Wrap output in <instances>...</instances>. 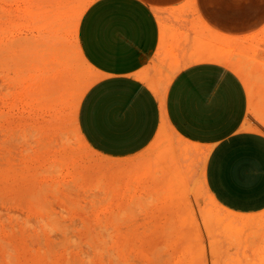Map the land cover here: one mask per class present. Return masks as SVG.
<instances>
[{
    "label": "crops",
    "instance_id": "0c3cea01",
    "mask_svg": "<svg viewBox=\"0 0 264 264\" xmlns=\"http://www.w3.org/2000/svg\"><path fill=\"white\" fill-rule=\"evenodd\" d=\"M263 28L264 0H91L76 31L95 75L77 109L83 139L114 165L161 154L230 217L248 216L223 244L228 264H264V132L246 127V87L205 30L252 41Z\"/></svg>",
    "mask_w": 264,
    "mask_h": 264
},
{
    "label": "rangeland",
    "instance_id": "374dc122",
    "mask_svg": "<svg viewBox=\"0 0 264 264\" xmlns=\"http://www.w3.org/2000/svg\"><path fill=\"white\" fill-rule=\"evenodd\" d=\"M27 1L0 0V264H74L73 261L76 264H228L224 259L227 250L223 244H232L233 240L238 239L242 235L241 230L244 232V226L250 224L248 220L238 222V219L230 217L211 202L201 185L189 184L187 175L180 169L164 168L158 159L161 154L150 153L114 165L97 155L89 146L73 149V138L69 133L59 134L44 121L40 113L41 96L37 77L29 80L27 95H21L23 82H18L20 67L24 68L20 65L21 50L25 48L27 53L31 76L42 65L37 19L26 14ZM205 32L209 37L208 50L218 51L234 63V69L248 90L247 94L249 92L250 108L245 119L246 127L264 132L261 128L252 127L256 123L255 113L264 110V28L262 37L252 41L247 33L234 37L213 33L211 29ZM70 106L68 103L64 109L66 126L71 116ZM73 123L76 124V118ZM168 139L164 137L166 143ZM49 165L54 170H50V174L45 173ZM42 167L46 169H40ZM42 170L44 173H40ZM36 171L39 173L36 174ZM40 183L47 185L42 186ZM71 185L74 190L69 187L73 191L68 196L69 189L66 187ZM40 186L48 190L54 188L46 191ZM58 195L66 198L64 200L69 205ZM41 203L48 210L42 208ZM37 205H40L38 209L34 207ZM52 212L56 213V217L53 215L49 218ZM112 213L113 216L118 215L111 218ZM62 214H65L64 217ZM118 217V220H114ZM217 217H222L223 222L220 223ZM52 218L56 219V223L60 222V229ZM39 219H43V222ZM41 223L51 229L42 228ZM65 224L69 230L65 229ZM62 231L74 241H69L70 238L68 242L65 241ZM69 231L71 234H68ZM98 232L103 237L107 235V238H101ZM87 235L91 237L90 240L87 238L89 241L94 240L91 245H98L96 237L97 240L103 239L104 243L110 239L106 243L108 245L99 242V245L103 244L107 248H103L106 253L101 252L103 246L94 247L88 240L85 241ZM61 238L64 240L63 246L59 245ZM80 242H84V245H80ZM72 243H75L76 248L73 249ZM76 244H79L78 247ZM85 244L97 248L100 254ZM81 246L88 250L84 249V254L88 255L90 249V255L93 256L94 252L96 256L91 258L88 255L89 260H86L80 253L81 249L83 251ZM109 249L113 252L111 255Z\"/></svg>",
    "mask_w": 264,
    "mask_h": 264
},
{
    "label": "bare ground",
    "instance_id": "6f19581e",
    "mask_svg": "<svg viewBox=\"0 0 264 264\" xmlns=\"http://www.w3.org/2000/svg\"><path fill=\"white\" fill-rule=\"evenodd\" d=\"M91 0H75V1H72V0H28L26 6H25V11H26V14H29L30 17H34L37 19L36 23H37V29L38 30V36H39V43L38 45L41 46V56H42V65L40 67V69L38 70L37 69V72L35 74H32L31 76V73L29 72H32V71H28V67H29V60H28V56H27V53L25 51V48L24 50L22 49V62L20 65H22V67L24 68H21L20 67V72H21V75L20 77L18 78V82L19 84L22 83L23 85L21 86V95L22 96H26L27 92L26 90H28L29 86H30V83H29V80H33L35 79V77L38 78L37 82H39V93H40V96H41V114L43 115V118H44V121L46 123H48L49 126H51L52 129L56 130L59 132V134H65V133H69L71 135V137L73 138V142H71L72 144L74 143V146L72 145V148L73 149H84L86 147H88L87 143L85 142V140L83 139L82 135L80 134L79 130H78V126L77 124H74L73 121L74 119L76 118V112H77V108H78V104L80 103V100L84 94V92L86 91V88L89 87L90 85V82L92 81V77L94 76L93 74V68L85 61V59L83 58L79 48H78V45L76 44V31H77V27H78V23H79V20H80V17L82 15V13L84 12L87 4L90 2ZM19 50V49H18ZM257 50V49H256ZM39 52V51H38ZM257 54V52H255ZM21 56V55H20ZM37 56V55H36ZM223 54H214L212 57L213 58H216L217 60H224L223 58ZM31 60H34V58H32ZM37 60V59H36ZM35 60V61H36ZM252 60V59H251ZM254 61V59L252 60ZM39 64V63H38ZM19 66V65H18ZM35 70V69H34ZM25 71V72H24ZM18 74V73H17ZM31 77V78H30ZM36 78V79H37ZM16 81V80H15ZM248 83V82H247ZM246 84V83H245ZM34 87V85H33ZM15 91V89H14ZM248 91V90H247ZM29 92V91H28ZM17 93V91H16ZM30 93V92H29ZM249 94V92H248ZM251 94V93H250ZM14 95H16L14 93ZM13 95L14 98H16L15 96ZM19 96V92H18V96L21 98L22 96ZM17 99V98H16ZM17 102V101H16ZM20 102V101H19ZM18 102V103H19ZM70 103V107H71V116L69 118V125L66 126L65 124V115H64V109L66 110V106L67 104ZM254 112V111H253ZM256 116H255V121L256 123L254 122V124H252V127L254 128H261L262 130H264V110H261V111H257V113H255ZM78 115V113H77ZM43 120V119H42ZM67 123V122H66ZM51 124V125H50ZM65 124V125H64ZM166 126V123L164 121V119L162 120V129L163 127ZM168 126V125H167ZM170 127V126H169ZM26 129V128H25ZM49 129V128H48ZM57 132V133H58ZM173 132V131H172ZM21 133V132H20ZM25 133V132H24ZM174 133V132H173ZM22 134V133H21ZM61 135V136H62ZM23 136H25L23 134ZM67 137H70V136H67ZM26 140V139H25ZM27 145V143H24ZM26 147V146H25ZM28 147V146H27ZM30 148H26V150H28ZM25 150V149H24ZM26 152V151H25ZM30 152V151H29ZM74 156V155H73ZM70 160V159H69ZM77 160V159H76ZM49 161V160H48ZM75 161V160H74ZM81 161V160H80ZM49 163V162H48ZM45 164V163H44ZM51 164V163H49ZM53 164V162H52ZM74 164V163H73ZM36 165V164H35ZM55 165V164H53ZM56 166V165H55ZM54 166V169L56 168ZM58 166V165H57ZM74 166V165H73ZM72 166V167H73ZM76 166V165H75ZM59 167V166H58ZM40 169H46V168H40ZM39 169V171H40ZM47 169H49V171L47 172ZM45 170V173H51V171H54L51 169V165H49V168H47ZM44 170H42L43 172H40V173H44ZM81 170V169H80ZM39 173L38 171H36V174ZM56 173H57V170H56ZM55 173V174H56ZM59 174V172H58ZM57 174V175H58ZM56 175V176H57ZM46 177V176H45ZM74 178V177H73ZM42 179V178H41ZM45 179V178H43ZM47 179V177H46ZM52 180V178H51ZM44 183V182H42ZM56 183V182H55ZM59 183V182H57ZM41 184V183H40ZM48 184V182H47ZM47 184L43 185L41 184L42 186H46ZM62 185L64 183H61ZM39 185V182L38 184ZM51 185V184H50ZM53 186H55V184L52 183ZM68 185V183L66 184ZM64 185V186H66ZM70 185V184H69ZM73 185V184H72ZM68 186L66 188L69 189V187H72L73 186ZM42 186H40L42 188ZM63 186V187H64ZM52 187V186H51ZM58 188V185L56 186ZM60 187V186H59ZM44 188V189H43ZM42 189L45 190L46 187H43ZM54 188V187H53ZM53 188H50V190H47L46 191H52ZM65 190V189H63ZM74 190V188H73ZM71 190V188L67 191L68 192V196H69V192L70 191H73ZM38 191V190H37ZM41 191V189H40ZM46 191H43L44 193ZM54 191V190H53ZM66 192V193H67ZM42 193V191H41ZM53 194H56L53 192ZM71 195V194H70ZM59 197H61L60 195H58ZM67 196V195H65ZM72 196V195H71ZM89 196V195H88ZM209 199L211 200V202H213L215 205L218 206V203L214 200V198L212 196H208ZM63 198V200L66 198L64 197H61ZM98 198V197H97ZM30 199V198H29ZM102 199V198H101ZM108 199V198H107ZM41 200V199H40ZM46 200V199H45ZM48 200V199H47ZM51 200V199H50ZM64 200V201H65ZM91 200V199H90ZM89 200V201H90ZM93 200V199H92ZM95 200V199H94ZM96 200H99V199H96ZM21 201V200H20ZM42 201V200H41ZM52 201V200H51ZM68 201V200H67ZM100 201V200H99ZM98 201V202H99ZM36 202V200H35ZM45 202V201H44ZM43 202V203H44ZM47 202V201H46ZM45 202V203H46ZM60 202V201H58ZM39 203V201H38ZM43 203H41V207L45 209V207H43ZM48 203H49V200H48ZM47 203V204H48ZM54 203V202H53ZM57 203V202H56ZM66 203V201L64 202ZM69 203V201H68ZM86 203V202H85ZM100 203V202H99ZM37 204V203H36ZM46 204V205H47ZM77 204V201H75V206ZM93 204V203H92ZM35 205V204H34ZM62 206V204H59ZM66 205L68 206L69 204L66 203ZM85 205V204H84ZM33 206V205H32ZM38 206V205H37ZM34 206L36 209L39 208V206ZM71 206V205H70ZM69 206V208H70ZM74 205H72V207H75ZM80 206V205H79ZM89 206V205H88ZM221 207V206H220ZM79 207L77 206L76 209H78ZM83 208V207H82ZM89 208V207H88ZM219 208V207H218ZM42 212H44L43 209H41ZM45 210H48V209H45ZM63 210V209H62ZM105 210V209H104ZM224 210V208H223ZM100 211V210H98ZM51 212V211H50ZM65 212V211H64ZM63 212V213H64ZM85 212V211H84ZM100 213V212H99ZM221 213V212H220ZM50 214V213H49ZM48 214V215H49ZM54 212H52V215L50 214L48 217L51 218L50 216H53ZM97 214V213H96ZM37 215V214H36ZM63 217L65 214H62ZM68 215V214H67ZM74 215V214H73ZM108 215V214H107ZM116 215L118 214H114L113 216V213L111 215V218L112 216L113 217H116ZM39 217V216H38ZM47 217V218H48ZM54 217H56L54 215ZM25 218H28V217H25ZM48 218V219H49ZM61 218V217H60ZM84 218V217H83ZM102 218V214H101V217ZM44 219V218H43ZM43 219H39L40 222L42 221L43 222ZM52 218V221L54 223L56 219ZM64 219V218H63ZM105 219H107V216L105 217ZM114 219V218H113ZM118 218L114 219V220H118ZM218 221L223 222V218L222 217H217L216 218ZM248 216H242L241 218H239L237 221L238 222H243L244 220H248ZM38 220V221H39ZM100 220V219H99ZM50 221V219H49ZM48 221V222H49ZM63 221V220H62ZM46 222H47V219H46ZM52 222V223H53ZM86 221H84L85 223ZM109 222H112V221H109ZM108 222V223H109ZM115 223V221H113ZM25 223V222H24ZM38 223V222H37ZM51 223V221H50ZM58 223V221H57ZM55 224V225H60V222L58 224ZM87 223V222H86ZM27 224V223H26ZM42 224V223H41ZM62 224V223H61ZM64 224V223H63ZM62 224V225H63ZM71 225V222L69 223ZM106 224V223H105ZM50 225V224H49ZM54 225V224H52ZM51 225V226H52ZM54 225V227H55ZM214 225V224H213ZM42 228L44 229H51L49 226L45 228V224L43 225L42 224ZM68 223H67V227H68ZM87 226V224H86ZM100 226V225H99ZM28 227V226H27ZM35 227V225L33 226ZM39 227V226H37ZM59 229H60V226H58ZM65 227H66V224H65ZM65 228V229H68V228ZM101 227V226H100ZM215 227V226H214ZM62 228H64V226H62ZM109 228V227H108ZM54 229H57L56 227ZM69 229H70V226H69ZM68 229V230H69ZM98 229V228H97ZM35 230V229H34ZM40 230V228L38 229ZM27 231V230H26ZM59 231V230H58ZM63 231H67V230H63ZM62 231V234H64ZM77 231V230H76ZM105 231V230H104ZM109 231V230H108ZM9 232V231H8ZM15 232V231H14ZM18 231H16L17 233ZM40 234H41V231H39ZM48 232V231H47ZM71 231H69L68 234H71L70 233ZM88 232V230H87ZM49 233V232H48ZM104 233V232H103ZM109 233V232H108ZM39 234V235H40ZM51 234V233H50ZM67 235V233H65ZM63 236V238H65L68 242L69 240V236L67 235V238L66 236ZM75 234V233H74ZM98 234H102L101 232H98ZM73 235V234H72ZM78 235V234H77ZM96 235V234H95ZM106 235V234H105ZM110 235V234H109ZM51 236V235H50ZM61 236V234H60ZM74 236V235H73ZM82 236V235H81ZM97 236V235H96ZM94 236V238L96 237ZM99 236V235H98ZM107 236V235H106ZM104 236V237H106ZM30 237V236H28ZM76 237V236H75ZM102 235H101V238H104ZM63 238L60 239V243L59 245L63 246ZM73 238V237H72ZM79 237H77L76 239H78ZM87 237H85V241L88 240ZM107 238V237H106ZM105 238V240H107ZM109 238V237H108ZM26 239V238H25ZM91 239V237L89 238V240ZM96 239V242L97 241H101V240H97L98 237L95 238ZM27 240V239H26ZM41 240V236H40V239L39 241ZM82 239L80 238L79 241H81ZM88 240V241H89ZM110 239H108L107 241H109ZM28 243H29V240H27ZM32 241V240H31ZM69 241H74V239H71ZM78 241V240H77ZM87 241V242H88ZM92 241V240H91ZM89 241L90 242V245L91 243L94 241ZM107 241H105L104 243V240L102 239V241L100 243H104V245H108L106 244ZM57 243V241H55ZM55 242H52L54 243L55 245ZM99 242H98V245H99ZM115 242V241H114ZM81 243V242H80ZM79 243V244H80ZM110 243V242H109ZM119 243V241H118ZM116 243V244H118ZM30 244V243H29ZM58 244V243H57ZM56 244V245H57ZM64 244H68V243H64ZM71 244V243H70ZM70 244L66 247L68 248L70 246ZM74 244V248L75 247V243H72ZM78 244V245H79ZM89 244V243H88ZM125 244V243H124ZM230 244V243H229ZM31 245V244H30ZM43 245V244H41ZM78 245L76 244V246L78 247ZM80 245H84V242L81 243ZM97 245V243H93V245L91 246H94V247H98V248H101L102 246V249H101V252L104 251L106 253V250L107 248H105V246L102 244L101 247H99ZM115 245V243H114ZM113 245V246H114ZM66 246V245H65ZM86 247L87 244H85ZM89 246V248L91 249L92 247ZM72 247V246H71ZM82 248L84 246H81ZM92 248L94 250V252H96L98 249L97 248ZM109 247V246H108ZM134 247V246H133ZM80 248V246H79ZM105 248V249H103ZM113 248V247H112ZM118 246H117V250H118ZM124 248V247H123ZM84 249L83 248V251L81 249V252L83 254V258H85L86 260H89V256L92 258V257H95L96 256V253H98V250L96 253L93 252V256H91V250L89 249L90 253L87 252V254L89 255H86V253L84 254ZM134 249V248H133ZM87 250V248L85 249ZM92 250V251H93ZM113 250V249H111ZM116 250V252H117ZM121 250H122V247H121ZM219 250V249H218ZM45 251H48V250H45ZM79 251V250H78ZM88 251V250H87ZM110 251V249L108 250ZM68 252V251H67ZM104 252H102L103 254H105ZM115 252V253H116ZM121 252V251H120ZM79 253V254H80ZM113 253V252H112ZM111 251H110V255L112 254ZM81 254V255H82ZM100 254V252L98 253V255ZM102 254V255H103ZM109 254H107L109 257ZM217 254V253H216ZM65 255L67 256V253L65 252ZM80 255V256H81ZM87 258H86V256ZM95 255V256H94ZM117 254H115L116 256ZM65 256V257H66ZM106 257V255H103ZM214 256V255H213ZM212 256V257H213ZM219 256V255H218ZM112 256H110L111 258ZM47 258V257H46ZM68 258V257H67ZM99 258V257H98ZM114 258V257H113ZM111 258V259H113ZM116 258V257H115ZM74 259V258H73ZM72 259V260H73ZM95 259V258H94ZM103 259V258H102ZM109 259V258H107ZM215 259V258H214ZM217 259V258H216ZM48 260V258H47ZM71 260V261H72ZM83 260V259H82ZM104 260H106L104 258ZM103 260V261H104ZM65 261V260H64ZM96 261V260H95ZM63 262V261H62ZM74 264H76L75 261H73ZM83 262V261H82ZM87 262V261H86ZM90 262V261H89ZM215 262V260H214ZM71 264V263H70ZM80 264V263H79ZM86 264V263H85ZM88 264V262H87Z\"/></svg>",
    "mask_w": 264,
    "mask_h": 264
}]
</instances>
